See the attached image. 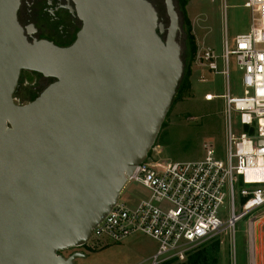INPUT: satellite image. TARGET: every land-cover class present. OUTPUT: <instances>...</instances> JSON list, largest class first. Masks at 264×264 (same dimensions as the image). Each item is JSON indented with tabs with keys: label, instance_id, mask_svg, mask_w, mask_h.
I'll return each instance as SVG.
<instances>
[{
	"label": "water",
	"instance_id": "95a60500",
	"mask_svg": "<svg viewBox=\"0 0 264 264\" xmlns=\"http://www.w3.org/2000/svg\"><path fill=\"white\" fill-rule=\"evenodd\" d=\"M59 47L28 41L20 0H0V264H75L153 148L184 64L173 0H73ZM53 79L15 102L22 72Z\"/></svg>",
	"mask_w": 264,
	"mask_h": 264
},
{
	"label": "built area",
	"instance_id": "2783aa9c",
	"mask_svg": "<svg viewBox=\"0 0 264 264\" xmlns=\"http://www.w3.org/2000/svg\"><path fill=\"white\" fill-rule=\"evenodd\" d=\"M244 6L251 12L249 31L236 35L231 45L224 33L220 54L208 47L196 57L201 66L225 78V93L203 95L205 101L223 100L225 153L221 157L213 143L206 141L202 159L170 162L160 159V151L152 148L126 182L139 184L147 195L134 205L118 198L90 240L121 243L140 234L155 241L157 247L139 264L182 261L197 246L224 232L230 234L234 246L236 223L264 206V0H248ZM230 56L241 71L242 96L229 92ZM232 110L238 113L243 130L237 135L232 131ZM248 173L253 178L248 180ZM236 184L241 185L238 213ZM226 195L229 216L223 220L218 210ZM232 264H236L234 256Z\"/></svg>",
	"mask_w": 264,
	"mask_h": 264
},
{
	"label": "rangeland",
	"instance_id": "374dc122",
	"mask_svg": "<svg viewBox=\"0 0 264 264\" xmlns=\"http://www.w3.org/2000/svg\"><path fill=\"white\" fill-rule=\"evenodd\" d=\"M185 14L191 26V33L196 44V56L190 62L189 86L178 97H174L170 110L164 120V127L153 146L160 151V159L177 161H195L205 156L204 143L211 141L215 150L225 153L224 104L216 97L205 101L203 95L211 92L214 95L225 93V78L220 73L209 71L197 62L198 53L204 48H212L217 54L222 52L224 33L229 44L238 35L249 31L251 12L244 6L248 0H185ZM157 4L166 25L168 17L163 0H151ZM156 7V6H155ZM178 7V5H177ZM179 9V7H178ZM180 20V19H179ZM183 23V22H182ZM180 25V22H179ZM177 35V42L182 51L183 35ZM219 70L222 69L218 59ZM48 81L38 73L24 71L19 80V87L14 94L15 102L26 104L34 99ZM228 85L232 96H242L243 85L241 71L236 66L234 56H230L228 64ZM232 131L237 135L242 132L238 113L231 112ZM240 184H236L235 210L241 211L239 198ZM147 192L139 184L129 182L120 192V200L134 205ZM220 217L226 220L229 216V197L226 195L218 210ZM218 248L211 244L214 239L200 244L190 253L197 250L206 251L215 256L213 264H232L233 256L236 264H264V206L251 211L235 225L234 246L229 233H222L215 238ZM155 241L144 235H131L121 243L90 240L81 247L70 248L60 253L68 256L80 251L85 257H77L75 264H139L156 251ZM189 253V254H190ZM188 254V255H189ZM187 258V257H186ZM186 258L182 261H171L170 264H189Z\"/></svg>",
	"mask_w": 264,
	"mask_h": 264
},
{
	"label": "flooded vegetation",
	"instance_id": "af4514ba",
	"mask_svg": "<svg viewBox=\"0 0 264 264\" xmlns=\"http://www.w3.org/2000/svg\"><path fill=\"white\" fill-rule=\"evenodd\" d=\"M17 19L28 41L46 40L59 47L73 43L82 26L73 0H20Z\"/></svg>",
	"mask_w": 264,
	"mask_h": 264
},
{
	"label": "trees",
	"instance_id": "16d2710c",
	"mask_svg": "<svg viewBox=\"0 0 264 264\" xmlns=\"http://www.w3.org/2000/svg\"><path fill=\"white\" fill-rule=\"evenodd\" d=\"M175 9L177 11V14L179 16V22L181 26V35H183V43H182V51H181V60L184 64L183 74L181 77V80L179 82L175 98L180 96V94L189 86V75H190V62L195 58L196 56V44L194 42V38L191 33V26L188 22L187 16L185 14L184 6L186 1L185 0H173ZM156 4V3H155ZM179 9H178V7ZM156 6V7H155ZM159 17L162 18V13L159 10L157 5H154ZM164 22V21H163ZM183 22V23H182ZM166 24V23H165ZM21 77V76H20ZM41 92V91H40ZM39 94V93H38ZM164 127V123L162 125ZM213 241V240H212ZM215 247L218 248V241L214 239V241L211 243ZM209 250L213 249H206V251L203 250H197L194 253H190L186 261L189 262V264H213L215 261V256L212 254H208ZM171 261L164 262L162 264H170Z\"/></svg>",
	"mask_w": 264,
	"mask_h": 264
},
{
	"label": "bare ground",
	"instance_id": "6f19581e",
	"mask_svg": "<svg viewBox=\"0 0 264 264\" xmlns=\"http://www.w3.org/2000/svg\"><path fill=\"white\" fill-rule=\"evenodd\" d=\"M250 178H253V177H251V173H248L247 174V179L249 180ZM259 178H262V177H259Z\"/></svg>",
	"mask_w": 264,
	"mask_h": 264
}]
</instances>
